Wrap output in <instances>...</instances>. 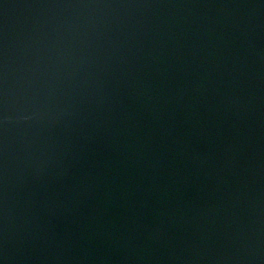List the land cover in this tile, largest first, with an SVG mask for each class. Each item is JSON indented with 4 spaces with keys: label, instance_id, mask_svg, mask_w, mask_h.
<instances>
[{
    "label": "water",
    "instance_id": "obj_1",
    "mask_svg": "<svg viewBox=\"0 0 264 264\" xmlns=\"http://www.w3.org/2000/svg\"><path fill=\"white\" fill-rule=\"evenodd\" d=\"M0 264H264V0H0Z\"/></svg>",
    "mask_w": 264,
    "mask_h": 264
}]
</instances>
